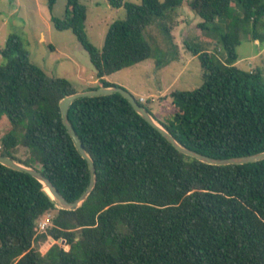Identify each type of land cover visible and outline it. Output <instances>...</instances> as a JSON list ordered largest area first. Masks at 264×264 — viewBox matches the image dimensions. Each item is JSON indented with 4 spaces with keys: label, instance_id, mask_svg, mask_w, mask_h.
Segmentation results:
<instances>
[{
    "label": "trees",
    "instance_id": "trees-1",
    "mask_svg": "<svg viewBox=\"0 0 264 264\" xmlns=\"http://www.w3.org/2000/svg\"><path fill=\"white\" fill-rule=\"evenodd\" d=\"M183 1L108 0L127 16L110 25L102 50L88 38L80 0H67L65 16L51 21L74 33L100 88H109L116 85L108 77L154 56L150 27L172 42L173 14ZM45 2L53 14L57 0ZM233 4L240 9L236 17ZM189 5L202 19L203 37L223 46L226 65L186 42L201 61L203 85L171 92L172 117L159 122L183 146L211 158L264 152L263 76L235 65L244 29L252 24L260 38L264 0ZM1 55L0 122L7 116L10 128L0 131V153L31 167L15 156L24 134L22 144L36 155L40 172L75 202L89 186L90 170L63 123L60 103L76 90L33 64L17 35L8 37ZM69 119L95 162L96 186L79 209L63 210L36 178L0 163V264H264V160L215 166L189 157L118 93L75 101ZM52 212L50 226L40 231L39 222ZM49 238L47 252L35 248Z\"/></svg>",
    "mask_w": 264,
    "mask_h": 264
},
{
    "label": "rangeland",
    "instance_id": "rangeland-1",
    "mask_svg": "<svg viewBox=\"0 0 264 264\" xmlns=\"http://www.w3.org/2000/svg\"><path fill=\"white\" fill-rule=\"evenodd\" d=\"M87 7L86 32L91 43L102 50L110 25L117 20L126 19L124 8H113L108 0H80ZM191 0L173 14V40L169 43L157 26L148 29L154 56L145 62L113 74L107 79L110 83L124 88L149 108L158 121L172 117L173 107L168 98L174 91H193L203 85L204 69L197 56L188 51L186 42L199 44L213 55L221 66L226 65V54L222 45L208 36L202 35L198 24L202 19L190 8ZM140 4L142 0H125ZM67 0H57L53 14L45 0H0V65L4 63L1 51L10 35H17L29 53L33 64L40 67L51 78L68 80L76 92H86L100 88L97 71L88 52L79 43L71 30L55 29L51 17L63 18L66 14ZM233 17L240 9L233 4ZM260 38H254L253 25L244 29L243 41L237 47L238 61L235 64L245 71H260L264 84V18L257 28ZM10 126L8 117L0 122V131L7 132ZM24 134L15 156L29 162L38 170L41 165L37 157L22 144ZM55 213L46 214L41 221L49 222ZM47 230V229H46ZM41 231V229H40ZM53 240L38 241L35 248L47 252Z\"/></svg>",
    "mask_w": 264,
    "mask_h": 264
},
{
    "label": "water",
    "instance_id": "water-1",
    "mask_svg": "<svg viewBox=\"0 0 264 264\" xmlns=\"http://www.w3.org/2000/svg\"><path fill=\"white\" fill-rule=\"evenodd\" d=\"M115 93L121 94L123 97H125L131 103L133 108L148 123H150L154 128H156L178 151L189 157L197 159L203 163L209 165H215V166L244 165V164L256 163L264 160V152L251 156H245V157L216 159L205 156L193 150H190L185 146H183L181 143H179L175 139V137L144 106L139 104V102L130 92L119 86H113L109 88H98L92 91L77 92L75 94L65 97L60 103L63 123L67 128L69 135L73 139L78 152L81 154L83 159L87 161L90 170L89 186L78 200H76L75 202L67 201L62 196V194L55 188V186L40 172V170L34 167L26 166L8 156H3L1 153H0V163L11 169L27 173L33 176L34 178H36L38 181H40L44 185L45 190L46 189L49 190V192L47 190L46 191L57 202L59 208L70 211H75L79 209L83 205V203L87 200V198L90 196V194L93 192L97 182V174H96V166L94 160L85 150L80 137L78 136L77 132L75 131L69 119V109L70 106L79 99L105 96ZM60 242L63 243V241Z\"/></svg>",
    "mask_w": 264,
    "mask_h": 264
},
{
    "label": "built area",
    "instance_id": "built-area-1",
    "mask_svg": "<svg viewBox=\"0 0 264 264\" xmlns=\"http://www.w3.org/2000/svg\"><path fill=\"white\" fill-rule=\"evenodd\" d=\"M140 101L141 102H145L144 98H141ZM48 227H49V222L48 221L47 222H42L40 224L41 231H45Z\"/></svg>",
    "mask_w": 264,
    "mask_h": 264
},
{
    "label": "bare ground",
    "instance_id": "bare-ground-1",
    "mask_svg": "<svg viewBox=\"0 0 264 264\" xmlns=\"http://www.w3.org/2000/svg\"><path fill=\"white\" fill-rule=\"evenodd\" d=\"M48 192H49V190L48 189H46Z\"/></svg>",
    "mask_w": 264,
    "mask_h": 264
},
{
    "label": "crops",
    "instance_id": "crops-1",
    "mask_svg": "<svg viewBox=\"0 0 264 264\" xmlns=\"http://www.w3.org/2000/svg\"><path fill=\"white\" fill-rule=\"evenodd\" d=\"M110 77H111V76H110ZM108 78H109V77H108ZM108 78H107V79H108Z\"/></svg>",
    "mask_w": 264,
    "mask_h": 264
}]
</instances>
